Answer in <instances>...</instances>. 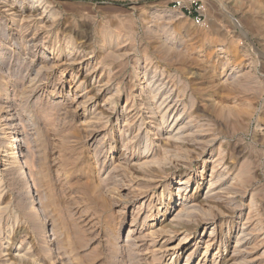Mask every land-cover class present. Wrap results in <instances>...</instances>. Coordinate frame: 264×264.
<instances>
[{
  "label": "rangeland",
  "instance_id": "374dc122",
  "mask_svg": "<svg viewBox=\"0 0 264 264\" xmlns=\"http://www.w3.org/2000/svg\"><path fill=\"white\" fill-rule=\"evenodd\" d=\"M46 1L38 25L0 0V264H211L245 223V251L227 264H264V0ZM194 2L201 24L186 15ZM144 82L177 101L183 140L160 135ZM147 142L155 162L133 167ZM180 180L197 208L142 229Z\"/></svg>",
  "mask_w": 264,
  "mask_h": 264
},
{
  "label": "bare ground",
  "instance_id": "6f19581e",
  "mask_svg": "<svg viewBox=\"0 0 264 264\" xmlns=\"http://www.w3.org/2000/svg\"><path fill=\"white\" fill-rule=\"evenodd\" d=\"M29 1V0H28ZM2 2V1H1ZM48 3L46 0H35V4L34 5H31V4H25V5H22L20 6L19 4L16 3V1H10V0H4V2L2 3L4 5L5 8H8V11L11 12V15L12 16H15L16 18L17 17H21L23 19V22L24 21H27L29 22L30 24H35V23H39L42 21H45V20H48L50 19L49 17V14H48ZM5 11V10H4ZM8 12V13H9ZM50 13V12H49ZM21 19V21H22ZM47 22V21H46ZM39 23V24H41ZM38 24V25H39ZM29 26V25H28ZM30 27V26H29ZM15 28V27H14ZM19 29V28H18ZM69 52V51H68ZM79 52V51H78ZM77 52V53H78ZM60 58V57H59ZM75 58V57H74ZM75 60V59H74ZM80 66L79 68H83L85 66H87V64L84 62H79L78 63ZM89 66V65H88ZM87 68V67H86ZM90 73V72H89ZM146 74V73H145ZM94 77V75H93ZM151 85L150 83H147V82H144V85L143 87L140 88V91H146V97H151L150 99L154 100V102L157 104L156 107L158 108V113L161 115V120H162V124L163 126L160 128V135H161V132L164 133L163 135H166V140H168L169 142L173 141L175 142L176 139H180L182 138L183 140V137H186L187 135H183L185 133L184 132V129H185V126L182 125V118L180 117L181 114H178V111H177V101L174 100V98H172L171 96L169 97H166V98H163L161 100L160 96L159 95L160 93L159 92H154L149 90ZM156 90V89H155ZM118 91V90H117ZM159 91V90H158ZM167 96V95H166ZM151 100V101H152ZM130 104V103H128ZM128 104H126V106L124 107L123 111L125 113H130V107L128 106ZM154 104V103H153ZM134 106V104H133ZM137 106V105H136ZM154 106V105H153ZM135 107V106H134ZM155 107V106H154ZM95 108V107H94ZM132 108V107H131ZM134 111V109H133ZM148 111V110H147ZM137 112V111H136ZM132 113V112H131ZM156 114V113H155ZM135 116V115H134ZM121 117V116H120ZM133 117V116H132ZM131 117V118H132ZM122 119H125L126 118V114L125 116H122L121 117ZM129 118V116H128ZM135 118V117H134ZM143 118V117H142ZM141 118V119H142ZM167 118H172L171 120V123L168 124V121ZM139 119V120H141ZM119 120V119H118ZM129 120V119H128ZM127 118L125 121H128ZM132 120V119H130ZM139 122V121H138ZM145 122V121H144ZM133 123V122H132ZM141 123V122H140ZM143 123V122H142ZM129 124V123H128ZM151 125V124H150ZM142 126V125H141ZM134 127V126H133ZM144 127V126H143ZM141 129V128H140ZM139 129V130H140ZM157 129V128H156ZM142 130V129H141ZM186 131V130H185ZM143 135V134H142ZM146 135V134H145ZM158 135V134H157ZM15 136V135H14ZM126 136V135H125ZM11 137V136H10ZM16 137V136H15ZM149 137V136H148ZM12 139V138H11ZM124 139V138H123ZM147 140V137L145 138ZM156 139V138H155ZM13 143L10 144V146L8 147V151L7 153L9 152L10 154H8L7 156H10L13 154L12 157V162H10L9 164H20V162L22 161V158L21 157V153L23 152V148H22V142L21 140L19 139V137L17 138H14V140H12ZM150 141V140H149ZM178 141V140H177ZM172 143V142H171ZM160 144V143H159ZM129 145V144H128ZM154 143L152 144L151 142H147L146 143V146L144 147V150L142 153H138V155L135 157V159L132 161V166L135 167V168H141V167H145V166H149L150 164L153 163L154 161V158H155V155L158 154L159 150H157L156 153H154V150L155 148L153 147ZM159 147V146H158ZM161 148V147H160ZM161 150V149H160ZM163 150V149H162ZM161 150V151H162ZM103 153V152H102ZM109 158L112 159V161L114 160L115 158V152H109ZM126 159V158H125ZM133 159V158H132ZM7 160V159H6ZM10 161V160H9ZM130 161V160H129ZM128 161V162H129ZM217 161V160H216ZM7 162V161H6ZM155 162V161H154ZM8 163V162H7ZM126 163V162H125ZM215 163V162H214ZM216 164V163H215ZM214 164V165H215ZM121 165V164H120ZM129 165V163H128ZM213 165V164H212ZM14 167V166H13ZM129 167V166H128ZM152 167V166H151ZM218 167V166H217ZM226 167V166H225ZM214 168V167H212ZM216 169V168H215ZM137 170V169H136ZM139 170V169H138ZM215 171H212V174L210 176V180L209 179H206V180H209L210 182V189L209 191L207 192V196H212V195H215L216 193H218V191L216 192V190L218 188H215L214 187V184L215 182L213 181L215 179ZM205 178V177H204ZM154 179V178H153ZM218 182V181H217ZM179 186L176 190V195L174 198H170L169 199V203H166V205L164 206H161V207H158V211H157V215L155 217L152 216V213L149 212L148 213V216L145 217L144 219V226L142 227L145 228V229H149V230H152L153 232L154 231H158V230H155V228H157V226L159 225H163V223L165 221H167L170 217H172V215H176L173 216L174 218L171 220V222L173 223H178V224H181L184 219H186L185 217L188 216L189 212H187L188 210L190 209H194V208H197L196 206H198L196 203V197L194 196H188L187 195V185L189 184V180H180L178 182ZM216 189V190H215ZM221 189V187H220ZM215 191V192H214ZM214 192V194H213ZM220 193V192H219ZM217 195V194H216ZM206 197V196H205ZM161 199H163V196L161 197ZM168 200V199H167ZM163 201V200H162ZM151 203V201L149 202ZM152 205V204H151ZM149 207V206H148ZM150 208V207H149ZM162 208V210H161ZM195 210V209H194ZM150 211V210H149ZM160 216L162 217H166L167 219L163 222L160 218ZM242 216V215H241ZM152 222V223H150ZM166 223V222H165ZM184 224V223H183ZM247 224H243L241 230H240V233L237 235V240H236V243L233 245V236H230L229 239H228V248H227V251L229 252L227 258H223V256L220 257L219 253H217L216 255H214V258L211 262V264H227L231 261H234L237 259L238 256H240L244 251H245V239L250 235L247 233V228H246ZM131 227H135V225H131ZM175 228H177L175 225L173 226ZM180 228L182 227H179V229L176 231V233H178V231H180ZM184 229V228H183ZM182 231V230H181ZM184 231V230H183ZM137 232V229L134 230V231H131V233H135ZM161 232V231H160ZM173 232V231H172ZM171 232V233H172ZM185 232V231H184ZM182 232V233H184ZM130 233V232H129ZM139 233V232H137ZM151 233V232H150ZM159 233V232H158ZM181 233V235H182ZM142 234V232H140V235ZM153 234V233H152ZM163 234V233H162ZM162 234H158V237L161 241L164 239L163 236H161ZM175 234V233H174ZM185 234V233H184ZM150 235V234H149ZM154 235V234H153ZM164 235V234H163ZM180 235V234H178ZM156 236V235H154ZM235 237V236H234ZM209 238L210 239H207L204 243H206V247H205V250H204V256L206 258L208 252L210 251V249L217 243V240L219 238V234L215 231V229H213L210 233H209ZM170 241V238H165V240L163 241V243L161 244L162 247H166L168 246V243ZM190 243V237L189 235L185 234L176 244L172 245V247H168V251H171L173 254V260L172 262L174 261V257H179L180 255H182V253L185 251V249L187 248V246L189 245ZM170 246V245H169ZM245 246V247H244ZM192 256V253L189 255V257ZM202 259V261H207ZM185 264H192V262H190V258H188V260L186 261ZM200 264V262L198 263ZM205 264V263H204ZM234 264V263H233Z\"/></svg>",
  "mask_w": 264,
  "mask_h": 264
},
{
  "label": "built area",
  "instance_id": "2783aa9c",
  "mask_svg": "<svg viewBox=\"0 0 264 264\" xmlns=\"http://www.w3.org/2000/svg\"><path fill=\"white\" fill-rule=\"evenodd\" d=\"M178 6H181L180 3H176ZM193 6L194 9L193 11H187L186 15L189 17V18H193V21L196 23V24H201L202 22V15L200 14V11L202 10V7L198 5V2H194L193 3ZM185 15V13H184Z\"/></svg>",
  "mask_w": 264,
  "mask_h": 264
}]
</instances>
